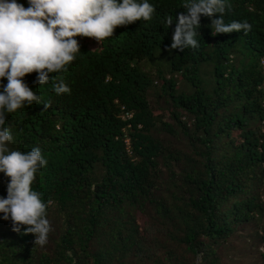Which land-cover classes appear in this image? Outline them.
I'll return each instance as SVG.
<instances>
[{
	"label": "trees",
	"instance_id": "obj_1",
	"mask_svg": "<svg viewBox=\"0 0 264 264\" xmlns=\"http://www.w3.org/2000/svg\"><path fill=\"white\" fill-rule=\"evenodd\" d=\"M149 3L151 21L117 27L101 43L77 37L80 54L61 74L71 94L34 84L36 73L24 78L52 107L7 116L9 147L42 150L48 163L32 187L53 202L47 219L58 215V236L50 249L34 246L0 214V264H237L244 253L233 240L248 227L264 244V0H228L225 22L247 20V35L213 36L202 16L199 48L183 52L168 49L184 0ZM178 77L190 93L178 92ZM155 80L170 120L151 106ZM7 183L0 173V197Z\"/></svg>",
	"mask_w": 264,
	"mask_h": 264
},
{
	"label": "clouds",
	"instance_id": "obj_2",
	"mask_svg": "<svg viewBox=\"0 0 264 264\" xmlns=\"http://www.w3.org/2000/svg\"><path fill=\"white\" fill-rule=\"evenodd\" d=\"M230 7L228 0H184L168 51L199 48L196 29L202 16L210 19L213 36L247 35L252 30L247 20L225 22ZM155 12L149 0H27V7L18 0H0V173L8 179L7 195L0 197V214L3 220H11L13 232L33 235L34 246L44 247L53 231L47 219L53 202L45 201L43 193L32 187L48 161L39 147L26 152L11 149L14 137L6 120L25 106L42 104L46 111L52 101L43 100L24 78L36 73L34 84L51 83L57 96L71 94L61 74L80 54L77 37L101 43L113 37L117 27L151 21ZM164 22L169 28L173 17L166 16ZM258 251L264 254V244Z\"/></svg>",
	"mask_w": 264,
	"mask_h": 264
},
{
	"label": "rangeland",
	"instance_id": "obj_3",
	"mask_svg": "<svg viewBox=\"0 0 264 264\" xmlns=\"http://www.w3.org/2000/svg\"><path fill=\"white\" fill-rule=\"evenodd\" d=\"M203 72H202V78L209 82L212 79L211 72L213 70L212 66L209 65H204L203 67ZM178 92H185V93H190L191 92V87L189 84H187L185 81H183L180 77H178ZM155 85L157 88H155L151 93H150V103L151 106L156 114L157 117H165L166 119L170 120L171 115H170V105H166L165 99L164 98H159V92H160V86L161 83L158 80H155ZM159 136L162 139H165L167 142L174 144L177 147L181 148H186L188 145L186 137L183 135H180L179 138H173L170 135L164 133L161 131ZM263 199H264V187H263ZM141 219H145L144 215L139 216ZM51 222V226L53 231L49 233L48 236V242L45 245L46 249H50L54 244L53 240L58 236V230H57V223L59 221V217L57 214L53 213L51 217L48 219ZM264 233V232H263ZM254 227H248L247 228V233L243 234V236L239 237L238 239H234V246L236 247L235 252H241L244 253V255H241L244 258H241V260L237 261V264H261V254L260 252L258 253V246L254 244ZM231 255V253H228V257ZM230 258V257H229Z\"/></svg>",
	"mask_w": 264,
	"mask_h": 264
},
{
	"label": "built area",
	"instance_id": "obj_4",
	"mask_svg": "<svg viewBox=\"0 0 264 264\" xmlns=\"http://www.w3.org/2000/svg\"><path fill=\"white\" fill-rule=\"evenodd\" d=\"M261 61H264V57L261 58V60H260V67L262 68V71L264 73V64H262ZM123 111H124V114L122 116V119L130 120L133 118L132 112L127 111L125 108H123ZM127 148H128V151H130V140H127Z\"/></svg>",
	"mask_w": 264,
	"mask_h": 264
}]
</instances>
